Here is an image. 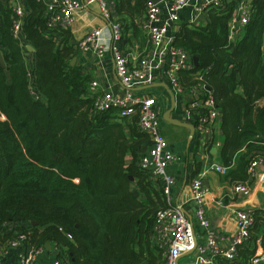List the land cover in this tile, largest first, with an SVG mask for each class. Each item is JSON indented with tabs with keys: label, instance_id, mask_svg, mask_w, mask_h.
Returning <instances> with one entry per match:
<instances>
[{
	"label": "trees",
	"instance_id": "trees-1",
	"mask_svg": "<svg viewBox=\"0 0 264 264\" xmlns=\"http://www.w3.org/2000/svg\"><path fill=\"white\" fill-rule=\"evenodd\" d=\"M10 1H0V240L22 233L35 246L58 244L64 264H162L150 234L155 211L165 204L158 194L153 199L152 181L137 165L147 135L135 119L118 118L116 108L94 110L87 76L69 65L76 52L69 30L46 25L47 0H23L21 34L35 57L29 70L27 51L12 35ZM112 1L122 34L127 22L136 28L148 0ZM240 1L206 10L205 25H182L172 42L196 59L192 70L179 73L182 89L201 92L203 100L209 94L220 113V154L231 185L251 182V159L264 158V105H258L264 101V0L250 1L248 24L230 40ZM132 179L149 204L134 195ZM262 226L256 210L253 230ZM256 240L253 249L237 248L235 264L258 250Z\"/></svg>",
	"mask_w": 264,
	"mask_h": 264
},
{
	"label": "built area",
	"instance_id": "built-area-1",
	"mask_svg": "<svg viewBox=\"0 0 264 264\" xmlns=\"http://www.w3.org/2000/svg\"><path fill=\"white\" fill-rule=\"evenodd\" d=\"M250 1L241 0L237 4L228 26L230 40L241 36V32L243 33L244 27L248 24L252 13ZM10 2L15 14L12 35L19 42H23L21 25L24 5L21 0ZM90 4H97L99 7L110 31V43L104 44L101 29L93 28L84 34L76 47L80 50H91L98 57L110 54L117 80L123 90L121 94H113L109 91L98 90L96 84L93 83L90 86V92L94 100V110L101 113L116 108L118 118L135 119L139 130L147 135L148 143L144 146V152L139 156L137 165L152 182L159 183L161 197L165 204L164 208L155 211L150 234L152 244L161 254L162 264H180L183 257L191 255L189 264H222V262L235 264L239 246L249 245L250 249H253L252 239L256 236L253 230L255 213L256 210H261L264 216V196L259 209L249 207L232 211L237 220L236 232L229 246L222 247L221 241L224 238L211 228L204 212L203 201L208 188L203 184L202 174L192 178L189 182L191 197L187 202L177 205L171 203V192L175 180L168 174L167 168L179 159L166 149L154 96L146 91L137 90L151 79L153 56L162 52L165 40L169 38L168 34L178 24L181 14L189 7L192 8L194 14H205L210 8L223 10L224 0H199V3L193 4L191 0H163V6L156 3V0H148L141 18L135 21L136 26L146 38L147 47L144 51L132 50L129 53L119 46L123 37L122 25L116 21L115 4L112 0H84L83 3L79 0H47L45 16L48 29L53 30L56 27L69 29L74 21V12ZM189 22L193 23V20L190 19ZM173 38H170L171 42ZM165 51L169 59L165 65L168 84L172 92L181 93L183 89L179 73L192 70L195 67L194 58L190 57L183 48L173 46L172 43L165 48ZM262 51L264 52L263 48ZM198 87L205 89L201 84ZM35 93L32 92L34 98L38 99ZM189 94L203 97V94L196 90H190ZM191 106L198 109L194 128L195 135L201 138L215 127L220 113L214 107L209 94L200 105L192 104ZM200 108L205 110V115L199 113ZM262 164H264V158L261 156H254L251 159L247 168L250 179L256 177L258 167ZM212 168L222 175L228 170L225 166H212ZM232 191L243 196H248L251 192L247 182L232 185ZM190 208L193 212L189 210ZM196 226L203 234H197ZM200 238L202 241L198 242ZM50 245L51 250L47 251L44 246L31 244L29 234L16 233L10 238L0 240V264H37L44 255L52 257L51 264H64L65 249L63 246L52 243ZM191 251H193L191 254L186 255ZM13 253L14 262L9 260ZM245 264H264V249L256 250Z\"/></svg>",
	"mask_w": 264,
	"mask_h": 264
},
{
	"label": "crops",
	"instance_id": "crops-1",
	"mask_svg": "<svg viewBox=\"0 0 264 264\" xmlns=\"http://www.w3.org/2000/svg\"><path fill=\"white\" fill-rule=\"evenodd\" d=\"M21 1L23 2V0ZM79 1L82 3L84 2V0ZM195 2L199 3V0H191L192 4ZM156 3L163 6V0H157ZM115 18H117V15H115ZM190 19L193 20V23L189 22ZM206 22V14H194L191 7L187 8L181 14L178 24L174 26L168 34L169 38L165 40L162 52L153 56L151 62L153 68L151 79L144 85L138 87L137 90L146 91L154 96L155 107L158 111L160 130L165 139L166 149L179 159L170 164L167 168L168 174L173 176L175 180V185L172 187L171 192V203L177 205L187 202L191 197L189 182L192 178L202 174L203 184L208 188V192L203 201L205 215L210 222L211 228L224 238L223 241H221L222 247L227 248L232 236L236 232L237 226L236 216L232 211L238 208L252 207L259 209L261 207L264 196V164L258 167L256 177L250 179L251 182H247L251 190L248 196L234 193L232 191L231 182L224 178L225 174H219L214 171L213 168L211 169L212 166H225L224 160L220 154L224 143L220 118L210 132L201 138H198V136L195 135V132L191 141V130L188 127L171 123L164 118L165 114L171 109L173 103L172 96L166 88L167 85L172 92L165 73V65L169 60L166 56L165 48L168 45H171V39L175 36V33L182 25L190 24L201 26L205 25ZM105 23L106 22L103 19L97 4H90L76 10L74 12L73 24L68 29L72 44L73 42L77 44L88 30L98 28L101 29L102 32V41L104 44L108 45L110 43V31ZM125 25L128 28H125L119 46L123 51H128V53L132 50L144 51L147 47V42L142 31L137 26L136 28H134L133 25L131 27L130 22L125 23ZM21 43L24 50H26L28 44ZM262 45L264 50V40ZM76 46L77 45H75V47ZM74 58V65H70L71 60L69 61V65L79 70L81 74L87 76L88 88L95 83L98 90L101 91H109L113 94H121L123 92L122 87L117 80L114 63L110 54L98 57L91 50H80L76 47ZM25 60L27 68L29 70L34 69V50L25 53ZM182 78L185 77L183 76ZM238 91L241 92L240 89ZM172 93L174 95L175 109L169 118L179 120L185 124H192L195 127L198 109L191 105H200V103L203 102V97L201 95L195 96V94H189V92L185 90H182V92L178 94L174 92ZM258 105H264V101H259ZM142 152H144V148ZM126 159L130 162L131 156H128ZM132 186L134 187V191H137L140 200L149 204L150 202L147 200L148 198L142 191L140 192L138 190L136 180L134 179H132ZM152 187L156 190V193L151 194L153 199L156 200L158 195L159 198H161L159 183L152 182ZM189 210L193 212L191 208ZM196 230L197 234H203L197 226ZM263 235L264 226L256 231L255 237H257V249H264ZM201 241L202 238L198 239V242ZM191 258L192 255L183 257L179 263L189 264ZM9 260L14 262V253ZM51 261L52 257L50 255H44L38 260L37 264H51Z\"/></svg>",
	"mask_w": 264,
	"mask_h": 264
},
{
	"label": "water",
	"instance_id": "water-1",
	"mask_svg": "<svg viewBox=\"0 0 264 264\" xmlns=\"http://www.w3.org/2000/svg\"><path fill=\"white\" fill-rule=\"evenodd\" d=\"M157 1V0H156ZM73 45H76V43L75 42H73ZM26 50L27 51H33V48L31 47V46H27V48H26ZM74 62H75V58L73 57L72 59H71V61H70V65H74ZM0 63L1 64H4V61H3V57H2V54L0 53ZM194 63L196 64V59H194ZM166 88L169 90V92H170V94H171V96H172V107H171V109L165 114V116H164V118L167 120V121H169V122H171V123H174V124H177V125H180V126H185V127H188L190 130H191V134H190V141H191V139L194 137V134H195V128H194V126L192 125V124H185L184 122H180L179 120H175V119H170L169 117H170V115H171V113L174 111V109H175V105H174V95H173V93L170 91V89H169V87L166 85ZM134 193V195L135 196H138V193H137V191H134L133 192ZM32 224H34V223H32ZM44 246V248L47 250V251H50L51 250V245H50V242L48 241V242H45V244L43 245ZM193 251H191V252H189L188 254H186V255H189V254H191Z\"/></svg>",
	"mask_w": 264,
	"mask_h": 264
},
{
	"label": "rangeland",
	"instance_id": "rangeland-1",
	"mask_svg": "<svg viewBox=\"0 0 264 264\" xmlns=\"http://www.w3.org/2000/svg\"><path fill=\"white\" fill-rule=\"evenodd\" d=\"M10 230V229H9ZM16 234V233H15Z\"/></svg>",
	"mask_w": 264,
	"mask_h": 264
}]
</instances>
